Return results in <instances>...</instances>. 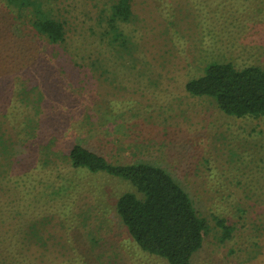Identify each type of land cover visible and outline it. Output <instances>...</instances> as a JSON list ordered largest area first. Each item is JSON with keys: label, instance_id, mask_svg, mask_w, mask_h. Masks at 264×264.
<instances>
[{"label": "rangeland", "instance_id": "1", "mask_svg": "<svg viewBox=\"0 0 264 264\" xmlns=\"http://www.w3.org/2000/svg\"><path fill=\"white\" fill-rule=\"evenodd\" d=\"M262 1L235 3L233 10V4L226 2L230 17H224L219 11H210L214 10L208 6L210 2L200 9L194 0H137L136 32L131 38L139 50L127 59L105 52L107 65L92 70L65 62L69 56L62 49H50L63 58L54 59L43 40L27 35L21 38L22 33L11 26L15 17L11 10L15 15L21 13L0 0V43L12 56L20 53L21 63L13 56L14 65L22 64L28 70L37 67L39 74L34 77L39 89L44 88L36 116L42 121L37 143L43 142L42 135L55 132L60 141L56 151L64 155L74 143L84 142L112 164L147 162L164 168L189 195L209 227L190 264H264V236L252 227L260 225L261 210L241 189L244 184L258 194L264 187V116H228L214 100L185 92L186 82L202 75L212 62L264 69ZM50 3H54L52 13L57 19H70L77 29L83 25V32L97 38L89 30L95 27L99 11L92 0ZM127 30L133 34L129 26ZM81 56H76L78 64H82ZM95 59L96 53L92 62ZM62 78L67 83L56 84ZM45 82L48 87H43ZM73 131L81 134L78 140L70 135ZM33 148L29 154L34 164ZM62 160L52 162L65 173L55 183L62 180L61 184H70L75 191L70 207L62 208L57 218L64 223V218L76 216L79 223L74 233L80 232L76 243L82 246L81 233H88L96 238V251L110 255L116 264H164L138 250L115 213L118 196L133 188L105 174L72 175L63 168L69 166L64 156ZM33 164L30 170L36 166ZM218 220L235 229L232 239L221 240ZM251 232L255 245L245 240Z\"/></svg>", "mask_w": 264, "mask_h": 264}, {"label": "trees", "instance_id": "2", "mask_svg": "<svg viewBox=\"0 0 264 264\" xmlns=\"http://www.w3.org/2000/svg\"><path fill=\"white\" fill-rule=\"evenodd\" d=\"M50 1L6 0L15 11L28 15L24 18L11 10L15 16L11 26L16 33H22L21 38L25 35L38 38L39 42L48 44V51L62 49L68 54L65 62L92 70L97 66L104 69L107 65L105 52H114L127 59L139 50L131 38L133 31L136 32L137 0H92L99 11L95 27L89 30L97 38L83 32V25L77 29L70 19H57L52 13L54 3L52 5ZM194 1L200 9L210 2L208 6L214 9L210 10L212 13L219 11L224 17H230L224 6L226 2L233 4V10L235 3L250 0ZM127 26L133 34L126 32ZM74 33L78 35L68 39ZM8 52L0 43V264H116L110 255L96 251L97 242L92 235L81 233L84 242L82 246L76 243L75 238L80 232L74 233L79 223L74 214L71 219L64 218V223L62 219L58 220L57 214L62 208L70 207L75 191L74 186L61 184L62 180L55 183L56 179L64 178L65 173L52 162L53 159L64 161L62 156L69 165H62L63 168L72 175L78 172L105 174L121 179L133 188V191L118 196L114 210L126 235L143 255L164 264H190L192 256L201 249L209 227L199 217L185 190L162 167L147 162L112 164L84 142L74 143L67 155L58 153L55 147L60 141L55 132L42 135L44 140L38 144L42 121L36 116L41 111L39 103L43 96L41 90L44 91L42 87L39 89L34 77L39 71L36 72L37 67L28 70L22 64L14 65L13 56L14 61L21 63L20 53L12 56ZM52 52L54 59L63 60L57 51ZM94 53L97 59L92 62ZM79 54L82 55V64L76 61ZM144 61L145 57L143 63H146ZM64 79L56 84L65 85L67 81ZM7 86L11 87L8 89ZM43 87H48L47 82ZM185 92L191 97L214 100L217 108L228 116H264V69L259 66L239 68L228 62H212L202 75L186 82ZM70 135L78 140L81 134L73 131ZM30 147L36 150V166L31 170L34 161L30 158ZM242 185L246 198L261 210L260 225L252 227L264 236V194L260 193L264 187L257 194ZM217 223L223 230L221 240L232 239L235 229L227 226L225 220ZM245 240L253 241L255 245L252 232L245 236Z\"/></svg>", "mask_w": 264, "mask_h": 264}]
</instances>
